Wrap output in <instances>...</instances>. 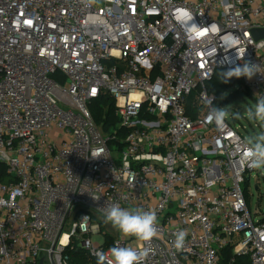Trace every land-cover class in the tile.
Here are the masks:
<instances>
[{
    "label": "built area",
    "instance_id": "built-area-1",
    "mask_svg": "<svg viewBox=\"0 0 264 264\" xmlns=\"http://www.w3.org/2000/svg\"><path fill=\"white\" fill-rule=\"evenodd\" d=\"M258 30L264 0H0V264H70L79 248L94 264L117 245L147 249L143 264H264L247 192L260 170L202 104L218 107L207 85L231 62L259 65L233 79L264 95ZM105 98L109 132L91 111ZM112 204L154 210L156 236L120 237Z\"/></svg>",
    "mask_w": 264,
    "mask_h": 264
},
{
    "label": "clouds",
    "instance_id": "clouds-1",
    "mask_svg": "<svg viewBox=\"0 0 264 264\" xmlns=\"http://www.w3.org/2000/svg\"><path fill=\"white\" fill-rule=\"evenodd\" d=\"M91 2V0H89ZM259 71V65L250 60L242 64L231 62V66L220 72V79L227 83L231 78L246 77L251 79ZM256 102L247 109V118L264 125V95L256 94ZM214 97L204 93L202 104L208 109L207 121L223 127L231 115L227 108H218L213 105ZM238 117V114L236 115ZM246 159L248 166L254 170L264 171V131L247 138ZM105 223H110L114 229L125 237H134L139 241L150 242L157 234V215L154 210L145 211L143 208H122L119 204H112L103 209ZM187 232L178 231L175 234L174 246L176 249L184 247ZM147 249L137 250L132 247L114 246L107 253L98 252L97 264H143Z\"/></svg>",
    "mask_w": 264,
    "mask_h": 264
},
{
    "label": "rangeland",
    "instance_id": "rangeland-1",
    "mask_svg": "<svg viewBox=\"0 0 264 264\" xmlns=\"http://www.w3.org/2000/svg\"><path fill=\"white\" fill-rule=\"evenodd\" d=\"M237 91L239 92L238 87L230 89L222 99H218L217 106L221 108L226 107L229 113L233 114L228 119L229 122L237 128L243 136L249 138L262 132L264 125L247 118V109L255 104L256 99L253 98L251 93L248 94L244 91L238 93ZM233 93H236L234 100L222 106L223 102ZM237 114L239 118H236ZM256 187H258V190H256ZM247 192L249 195L251 213L256 219L264 218V171L253 174ZM117 233L120 237H125L118 231ZM93 241L101 243L104 241V236H94Z\"/></svg>",
    "mask_w": 264,
    "mask_h": 264
},
{
    "label": "trees",
    "instance_id": "trees-1",
    "mask_svg": "<svg viewBox=\"0 0 264 264\" xmlns=\"http://www.w3.org/2000/svg\"><path fill=\"white\" fill-rule=\"evenodd\" d=\"M225 70H218L213 78V80L208 83L207 88L210 93L214 94L217 99H222L224 95L228 93V91L234 87H238L239 92L244 91L245 93H250L245 90H241V83L234 80L233 78L230 79L229 82L224 83L220 79V72ZM236 93L231 94L222 104L225 105L234 100ZM92 115L97 123V125L101 126L105 132H109L111 127H114L117 123V118L114 112V102L111 99L105 98L96 101L93 106L91 107ZM264 131V129H263ZM6 168L3 165H0V181H6ZM230 251L227 250L224 254V262L229 258ZM70 264H90L92 263L90 260L89 255L79 248L77 251H70L69 252ZM94 264H97V261H93ZM236 264H249L247 258H239Z\"/></svg>",
    "mask_w": 264,
    "mask_h": 264
},
{
    "label": "water",
    "instance_id": "water-1",
    "mask_svg": "<svg viewBox=\"0 0 264 264\" xmlns=\"http://www.w3.org/2000/svg\"><path fill=\"white\" fill-rule=\"evenodd\" d=\"M253 36L256 40L264 39V30L254 31ZM256 190H258V187H256Z\"/></svg>",
    "mask_w": 264,
    "mask_h": 264
}]
</instances>
